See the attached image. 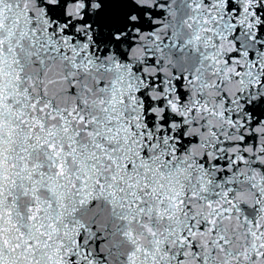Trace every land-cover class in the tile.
I'll return each instance as SVG.
<instances>
[{
    "label": "water",
    "instance_id": "obj_1",
    "mask_svg": "<svg viewBox=\"0 0 264 264\" xmlns=\"http://www.w3.org/2000/svg\"><path fill=\"white\" fill-rule=\"evenodd\" d=\"M0 264H264V0H0Z\"/></svg>",
    "mask_w": 264,
    "mask_h": 264
}]
</instances>
